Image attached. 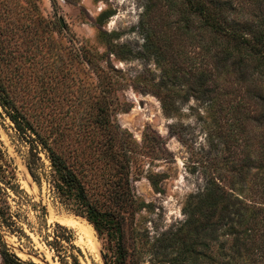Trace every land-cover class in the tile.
<instances>
[{
	"label": "rangeland",
	"instance_id": "374dc122",
	"mask_svg": "<svg viewBox=\"0 0 264 264\" xmlns=\"http://www.w3.org/2000/svg\"><path fill=\"white\" fill-rule=\"evenodd\" d=\"M1 1L8 5L0 4V65L27 105L61 127L94 126L101 76L109 74L120 103L111 119L138 147L151 145L133 186L152 207L137 214L138 231L117 264H264V209L257 212L258 249L249 251L236 210L262 206L264 81L256 74L243 79L230 61H215L209 9L195 10L189 0ZM14 3L17 11L4 9ZM149 135L154 139L146 142ZM0 147L15 168L18 192L8 189V202L25 233L1 229L8 249L25 262L62 264L44 239L59 222L73 229L80 264H105L104 239L92 225L60 209L44 174L41 190L32 181L27 147L1 107ZM214 182L239 200L221 219L218 211L209 217L203 201Z\"/></svg>",
	"mask_w": 264,
	"mask_h": 264
},
{
	"label": "trees",
	"instance_id": "16d2710c",
	"mask_svg": "<svg viewBox=\"0 0 264 264\" xmlns=\"http://www.w3.org/2000/svg\"><path fill=\"white\" fill-rule=\"evenodd\" d=\"M189 1L194 4L195 10L209 9V49L213 48L215 61H230L243 79L256 74L264 81V0ZM2 3L8 5L0 0ZM16 5L14 3L4 9L17 11ZM233 14H247L248 18L235 19L232 18ZM29 20L30 16L21 22L27 26ZM217 34L225 35L224 41ZM12 79L7 78L0 65V107L27 147L25 166L32 181L41 190L44 174L52 200L60 209L84 217L97 236L104 239L105 251L102 255L105 264H117L128 251L131 235L138 231L137 214L142 209L152 207L150 202L136 195L133 181L143 169L142 156L151 147L147 141L154 137L147 136V144L138 147L131 135L111 119L120 103L114 92L115 83L109 74H103L99 83L102 92L97 104L96 124L90 126L84 123L75 129L61 127L37 107L27 105L16 92ZM251 86L248 89L255 87ZM259 96V115L264 118V95ZM261 156L259 167L262 174L257 186L260 193L258 198L263 200L259 202L262 206L247 214L248 206L236 205V210L241 208L238 215L244 224L241 245L245 251L258 249L254 236L262 220L258 219L257 212L264 209V152ZM15 177V168L0 147V231L24 233L18 220L19 211H13L8 202V189L15 194L18 192L12 183ZM149 178L153 187L158 189L157 178L152 175ZM231 196L220 184L212 183L209 193L203 197V201L209 204V217L218 211L219 218H223L239 201ZM26 198L25 201L18 200L20 205L26 202ZM37 212L46 224V206L41 204ZM44 239L62 264H80L81 251L74 242L72 228L53 222L50 234L47 233ZM0 255L3 264H38L22 261L11 252L1 233Z\"/></svg>",
	"mask_w": 264,
	"mask_h": 264
},
{
	"label": "bare ground",
	"instance_id": "6f19581e",
	"mask_svg": "<svg viewBox=\"0 0 264 264\" xmlns=\"http://www.w3.org/2000/svg\"><path fill=\"white\" fill-rule=\"evenodd\" d=\"M72 221V220H71ZM68 222V221H67ZM92 229V228H91Z\"/></svg>",
	"mask_w": 264,
	"mask_h": 264
}]
</instances>
